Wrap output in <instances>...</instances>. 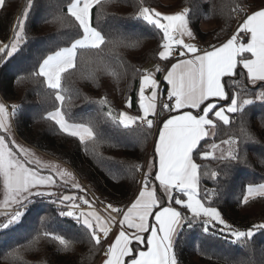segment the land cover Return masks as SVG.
Instances as JSON below:
<instances>
[{
  "label": "trees",
  "instance_id": "obj_1",
  "mask_svg": "<svg viewBox=\"0 0 264 264\" xmlns=\"http://www.w3.org/2000/svg\"><path fill=\"white\" fill-rule=\"evenodd\" d=\"M68 3L70 0H34L25 21L26 42L11 58L6 53H0V96L11 110L14 105L17 106L18 111L12 116V126L16 132L14 136L29 148L70 168L84 191L69 184L61 186L62 182L56 179L52 189L55 197H33L23 222L11 230L0 232V264H41L44 261L46 264H96L103 244L94 246L89 243L82 224L72 217L59 214L60 210L68 209L49 201L67 193L89 198L88 188L101 202L125 209L138 191L139 172L148 169L150 162L155 164L154 143L158 128L170 115L162 112L157 127L150 130V134L148 130L141 132L135 126L127 130L117 127L103 115L108 107L101 108L97 103L101 98L107 99L114 115L125 108L131 114H138L140 73L148 72L147 68L151 65H158L161 69L156 75L161 82V106L167 97V85L161 80L162 74L175 59H159L162 32L135 18L141 0H104L92 9L91 23L105 35L108 42L102 46V52L78 50L82 55L77 57L76 68L65 73L63 79V85L68 90L64 111L76 123H92L98 134L97 141L89 142L85 148L77 138L60 132L52 121L43 119L57 102L51 95L52 90L44 85L43 78L33 77L31 73L38 69L39 62L50 51L70 46L77 38L78 26H71L75 22L67 15ZM142 3L146 7L167 12H179L188 7L195 41L215 45L227 41L236 26L233 7H248L252 11L264 7V0H142ZM26 6L27 0H6L5 6L0 8V47L11 43L13 27ZM59 16L65 18L63 25L57 20ZM204 23L207 24L205 29L202 28ZM118 41L122 42L119 46L114 43ZM241 67L238 65L233 78H226L227 92L229 95L241 92L255 100V93L264 90L260 87L264 82H257L259 86L255 88L248 83ZM137 68L140 73L136 72ZM19 76L24 78L18 80ZM129 98L131 107H126ZM226 101L213 102H218L219 107L230 103V100ZM228 115L232 119L230 125L217 121L216 143L228 139L230 135L239 138L242 123L254 138L240 139L242 162L201 160L198 156V163L207 164L209 170L218 173L215 178L211 177L210 171L206 176L202 167L200 190L203 193L206 189H215L217 194L212 199V206L221 213L222 219L234 229L247 230L254 224L264 223V197L251 199L247 204L240 203L248 184L264 183V103L255 101L243 113ZM211 142V139L208 140V143ZM133 165H140V170L137 171ZM152 167L154 172L155 167ZM150 175L151 181H155L152 173ZM151 186L159 188L157 182H151ZM3 199L0 180V202ZM174 206L179 209L178 205ZM5 211L11 210L0 207V212ZM42 217L45 218L43 228L73 241L71 249L58 251L59 246L55 242L42 238L34 249H21L22 261L6 257V252L18 244H26L38 231L43 230ZM3 219L0 216V220ZM220 227L218 224L215 228L210 225L209 232L205 233L200 222L192 229L185 225L175 249L179 264H264V230L241 246L229 243L226 233L218 231Z\"/></svg>",
  "mask_w": 264,
  "mask_h": 264
},
{
  "label": "snow or ice",
  "instance_id": "obj_2",
  "mask_svg": "<svg viewBox=\"0 0 264 264\" xmlns=\"http://www.w3.org/2000/svg\"><path fill=\"white\" fill-rule=\"evenodd\" d=\"M102 2L104 0H70L67 15L75 22V25L71 26H78L77 38L73 39L70 46L50 51L39 62L38 69L31 73L33 77L43 78L44 85L52 90L51 95L57 102L54 109L48 111L43 119L52 121L60 132L77 138L85 148L89 142L97 141L98 134L92 123H76L70 119V114L64 111L68 90L63 85V79L65 73L76 68L77 57L82 55L78 50L102 52V46L108 42L105 35L91 23L92 9ZM5 4L6 0H0V8ZM33 4L34 0H27V6L13 27L11 43L0 47V53H6L8 58L19 52L21 45L26 42L25 21ZM241 10L238 6L232 8V11L236 12ZM135 18L162 32V42L159 45L162 50L158 53L161 61L178 56L177 62L172 63L164 76V81L168 85V100L163 102L162 110H158L161 91L156 73L147 71L140 73L137 68L136 72L140 73L137 115H129L127 112L114 115L106 98H101L97 103L101 108L108 107V111L103 115L117 127L127 130L135 126L139 127L141 132L148 130L149 134L150 130L157 127L158 117L162 112L177 114L169 115L162 121V127L158 128L159 138L155 144V154L159 159V167L155 173V181H151L150 173L145 174L144 186L126 211L112 204L106 206L111 213L122 218L119 220L120 230L114 242L107 247L103 264H179L175 249L181 233L185 225L192 229L198 222L202 223L205 233L209 232L210 225L212 228L217 224L221 225L218 231L226 233L229 243L244 246L257 232L264 230V223L254 224L247 230L234 229L227 224L217 208L212 206V199L217 194L215 189H206L203 193L200 190L202 167L206 176L209 175V171L212 178L218 173L209 170L207 164L198 163L197 157L199 156L201 160L242 162L244 158L239 154L240 139L254 138L242 123L239 138L230 135L219 144L214 139L217 135V121L230 125L232 119L229 113H243L246 107L253 105L255 101L264 103V90L256 92L253 100L241 92L229 95L227 84L224 82V78L236 74L238 65H242L246 70L247 81L254 87L257 86V82H264V7L248 14L239 24L236 34L219 46L210 45L211 50L207 48L201 50L196 44L185 42L184 37L189 40L195 39V34L190 28L188 7L174 14L165 15L144 6L141 0ZM57 20L63 25L65 18L59 16ZM240 33L247 37L246 43L241 42L243 38L240 37ZM114 43L119 46L122 42ZM160 70L157 66L156 72ZM23 78L19 76L18 80ZM260 87L264 88V85ZM146 92L150 94L146 95ZM213 100H230V103L226 107H218ZM125 106L131 107L130 98ZM184 109L198 111L194 114L191 111H183ZM17 111V106L14 105L11 115L15 116ZM9 115L5 105L0 104V132L7 133L0 135V180L3 181L4 189V199L0 202V207L11 210L0 212V216L4 217L0 220V232L11 230L23 222L27 206L33 203V197H55V193L48 190L55 186V177L51 174H42L45 167L51 170L53 166H46L39 160H33L29 150L16 145L14 141L11 145L8 143L11 139ZM210 139L212 142L208 143ZM221 145L227 147L223 148ZM17 153L25 157V160L17 158ZM33 163L35 167L27 166ZM152 166L154 165H150ZM132 167L139 171L141 166ZM59 177L64 180L65 177H71V173L59 171ZM150 181L153 184L158 181L159 189L149 188ZM72 187L84 191L78 183H73ZM159 190L163 191V197L158 194ZM256 197H264V183L248 184L240 203L247 204ZM76 199L75 196L65 195L49 202L64 205L68 210H60L59 214L74 218L86 230L89 243L102 246L101 237L106 239L109 236L115 217L101 219L95 211H81L77 214L76 209L79 205L75 203ZM79 199L92 208V203L84 197ZM67 201L72 203H66ZM174 205H178L179 209ZM150 218H153L154 222ZM44 219L41 218L43 230L38 231L26 244H18L6 252V257L22 261L21 249H34L42 238L55 242L59 246L58 251H69L73 241L43 228ZM128 229L133 231L129 232ZM144 233L150 235L145 237ZM134 241L135 247L132 246ZM141 245L146 250H143ZM41 264H46V261Z\"/></svg>",
  "mask_w": 264,
  "mask_h": 264
},
{
  "label": "built area",
  "instance_id": "obj_3",
  "mask_svg": "<svg viewBox=\"0 0 264 264\" xmlns=\"http://www.w3.org/2000/svg\"><path fill=\"white\" fill-rule=\"evenodd\" d=\"M241 9H242L241 11L234 13V18H235V20H236L237 23H236V26L231 30L229 38H231V36L233 34H236L237 28H238L239 24L242 23L243 19L246 18V16L248 14H251L253 12L248 7H241ZM239 35H240V37L243 38L242 41H244L247 38V37H244V34L243 33H240ZM194 44H196V46L198 48H200L201 50L206 49V48L209 49V50H211L210 49V45H215V44H211V43L210 44H203V43H199V42H195ZM177 57L178 56H173L171 58H177ZM147 93H149V92H146V94ZM167 100H168V97H166V99L163 102H166ZM163 102H162V104H163ZM162 104L160 106L161 110H162ZM146 173H147V170L145 168V169L141 170L139 172V174H138V182H139V185L140 186H144V177H145V174ZM150 186H151V182H149V184H148V187H150ZM86 191L88 193L89 198H85V197L84 198L86 200H88V201L90 200L89 202H92V208H89L87 204H84L79 199V197H77V199L75 200V203L77 205H79V207L76 209L77 214H79L81 211L86 212L89 209H94V210H97L100 213H102L106 218L115 217V223L112 224L110 233L113 232V231H115L120 226L119 220L122 217L121 216H118L115 213H111L110 210H108L107 207H106L108 205V203L101 202L91 190H89L88 188H86ZM101 243L103 244L102 251H101V255H105V252H106L107 247H108L107 246V238L105 239L102 236L101 237Z\"/></svg>",
  "mask_w": 264,
  "mask_h": 264
},
{
  "label": "crops",
  "instance_id": "obj_4",
  "mask_svg": "<svg viewBox=\"0 0 264 264\" xmlns=\"http://www.w3.org/2000/svg\"><path fill=\"white\" fill-rule=\"evenodd\" d=\"M256 10H259V9H256ZM256 10H254V11H256ZM156 11H159V12H161V13H163V14H165V15H169V14H174V13H176V11H174V12H167V11H162V10H156ZM184 40H185V42L186 43H195L196 41H195V39L194 40H189L187 37H184ZM226 42V41H225ZM224 42V43H225ZM242 42H244V43H246L247 42V38L244 40V41H242ZM221 44H223V43H221ZM221 44H218V45H216V46H219V45H221ZM171 58V57H170ZM169 58V59H170ZM177 59H178V57L177 58H175L174 59V61H172L171 62V64L168 66V68L163 72V74H162V78H161V80H162V82H164L166 85H167V83H166V81H164V76L166 75V73H167V70L171 67V65H172V63H176L177 62ZM157 66L158 65H151V66H149L148 68L150 69V70H148V72H155L156 73V75H157V73L158 72H156V68H157ZM242 66V65H241ZM241 69H243V67H241ZM244 70V69H243ZM237 71H238V67H237V69H236V73H237ZM244 72H245V74H246V76H247V73H246V70H244ZM236 75V74H235ZM234 75V76H235ZM234 76H232V77H226V78H233ZM226 78H224V82H225V80H226ZM157 82H158V85H159V88H160V91H161V82L160 81H158L157 80ZM167 89H168V85H167ZM167 89H166V96H167ZM148 94H150V93H147L146 95H148ZM161 95H162V92H161ZM160 98H161V96L158 98L159 100H160ZM213 101H215V100H213ZM221 101H225V100H221ZM217 104H218V102H216ZM159 110V109H158ZM183 111H191V112H193L194 114L198 111V110H196V109H184ZM177 113H175V112H173V113H170V115H176ZM169 116V115H168ZM167 116V117H168ZM166 117V118H167ZM160 127H162V124H161V126ZM16 135V134H15ZM158 138H159V131H158V134H157V136H156V139H155V143H154V154H155V144H156V142H157V140H158ZM18 139V138H17ZM21 143H23L27 148H29L23 141H21L20 139H18ZM29 149H31V148H29ZM32 150H34V149H32ZM41 153V152H40ZM44 155V154H43ZM44 157L45 158H47L48 160L50 159V158H48V157H46L45 155H44ZM54 161H56V160H54ZM154 161H155V169H154V172H152V168L153 167H149L148 166V169L146 168V170H147V173H152V175H153V173H154V178H155V173H156V171H158V167H159V159H158V157L156 156V154H155V159H154ZM56 162H58V161H56ZM60 163V162H59ZM62 164V163H61ZM70 169V168H69ZM71 170V169H70ZM72 171V170H71ZM74 173V172H73ZM65 182V181H64ZM157 182V184L159 185V183H158V181H156ZM66 184H69V183H66ZM69 185H71V184H69ZM143 186H140L139 185V187H138V191H137V193H136V195H135V197L139 194V190L142 188ZM149 188H152V186H150ZM53 189V188H52ZM159 189V188H158ZM52 191V190H51ZM160 192H159V195L160 196H164V194H163V191L162 190H159ZM65 195H70V196H74V194L72 193H67V194H65ZM65 195H63V196H65ZM135 197L133 198V200L131 201V203L134 201V199H135ZM164 200H165V203H167V199H166V197L164 198ZM130 203V204H131ZM130 204L128 205V206H130ZM127 206V207H128ZM127 207L124 209L125 211L127 210ZM88 211H95L96 212V214L97 215H99L100 217H101V219H105L106 217L102 214V213H100L99 211H97V210H94V209H89V210H87L86 212H88ZM150 220H152V222H154V219L153 218H150ZM119 230H120V226L115 230V231H113V232H111V233H109V236L107 237V246H109V244L110 243H112V242H114V240H115V236L118 234V232H119ZM128 231L129 232H132L133 230H131V229H128ZM145 237L147 236V235H150V233H144L143 234ZM146 242V241H145ZM133 247H135L136 246V244H135V241L133 242V245H132ZM143 250H146V248H144L143 247V245H141L140 246ZM106 257H105V255H100V258H99V260H98V262L96 263V264H103V260L105 259Z\"/></svg>",
  "mask_w": 264,
  "mask_h": 264
},
{
  "label": "rangeland",
  "instance_id": "obj_5",
  "mask_svg": "<svg viewBox=\"0 0 264 264\" xmlns=\"http://www.w3.org/2000/svg\"><path fill=\"white\" fill-rule=\"evenodd\" d=\"M205 24V23H204ZM207 26V24H205L204 26H202L203 29H205ZM147 70H150L149 68H147ZM229 100H227L226 102H228ZM0 104H4L5 107L8 109L10 115H9V119H8V124H9V127H10V130H11V139H10V144L14 141L16 145L20 146V147H23L24 149H27L29 150V152L32 154V158L33 160H39L43 165H46V166H53V168L50 170L48 167H45L42 171V174L43 175H53L55 177V179H58L60 182H62L61 186H65L66 183H69L71 185H73V183H78V180L76 179L75 177V174L73 173V171H71L68 167H66L64 164H61L59 162H56L52 159H47L44 157V155L42 153H40V151L38 150H32V149H29L27 148L23 143H21L17 137H15L14 135L16 134L15 130H13V126H12V115H11V109L9 108V106L6 104V102L2 99V97L0 96ZM228 104H226L227 106ZM225 106V107H226ZM122 112H127L129 115H134V114H131V112L125 108L123 109ZM0 135H7V133H3ZM221 147L223 148H226L227 146L226 145H221ZM217 155H219V152H217ZM17 158L21 159L22 161L25 160V157L23 156H20L18 153H17ZM154 162H150L149 164V167L150 165H153ZM29 167H35V163L31 164V165H27ZM154 167H155V164H154ZM59 171H65V172H68V173H71V177H65L64 180H61L60 177H59ZM65 181V182H64ZM53 188V187H52ZM52 188H49L48 190L51 191ZM2 191H3V194H4V189H3V181H2ZM160 192V191H159ZM159 194V193H158Z\"/></svg>",
  "mask_w": 264,
  "mask_h": 264
},
{
  "label": "water",
  "instance_id": "obj_6",
  "mask_svg": "<svg viewBox=\"0 0 264 264\" xmlns=\"http://www.w3.org/2000/svg\"><path fill=\"white\" fill-rule=\"evenodd\" d=\"M259 86V84H257V86H255V88H257ZM153 177H154V173H153V175H152ZM157 189H158V187H156ZM159 193V192H158Z\"/></svg>",
  "mask_w": 264,
  "mask_h": 264
}]
</instances>
